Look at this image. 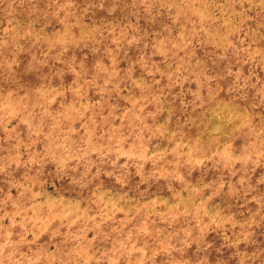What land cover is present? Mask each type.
I'll list each match as a JSON object with an SVG mask.
<instances>
[{
  "label": "rangeland",
  "instance_id": "374dc122",
  "mask_svg": "<svg viewBox=\"0 0 264 264\" xmlns=\"http://www.w3.org/2000/svg\"><path fill=\"white\" fill-rule=\"evenodd\" d=\"M0 264H264V0H0Z\"/></svg>",
  "mask_w": 264,
  "mask_h": 264
}]
</instances>
